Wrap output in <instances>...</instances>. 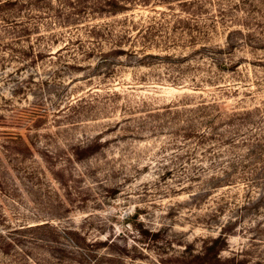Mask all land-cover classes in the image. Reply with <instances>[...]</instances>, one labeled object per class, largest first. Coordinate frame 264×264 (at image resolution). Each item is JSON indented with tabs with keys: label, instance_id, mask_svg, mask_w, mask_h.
I'll list each match as a JSON object with an SVG mask.
<instances>
[{
	"label": "rangeland",
	"instance_id": "374dc122",
	"mask_svg": "<svg viewBox=\"0 0 264 264\" xmlns=\"http://www.w3.org/2000/svg\"><path fill=\"white\" fill-rule=\"evenodd\" d=\"M15 1L0 10V264H264V0H130L74 24L66 0ZM232 28L262 39L227 48Z\"/></svg>",
	"mask_w": 264,
	"mask_h": 264
},
{
	"label": "trees",
	"instance_id": "16d2710c",
	"mask_svg": "<svg viewBox=\"0 0 264 264\" xmlns=\"http://www.w3.org/2000/svg\"><path fill=\"white\" fill-rule=\"evenodd\" d=\"M27 1H28V3H33L32 0H27ZM59 1L62 2L64 0H59ZM66 1L68 2L69 7H72L73 9L78 10V11H76V13H78L77 15H75L76 13H74V15L73 14H67V20L66 21L69 22L70 24H72V23L74 24V21H75V19H77L76 17L78 15H80V14L81 15H84V14L87 15L88 13H91L90 10L100 11L102 9H106L107 12L116 13L118 11L127 9L129 7H128V4L126 2L130 1V0H66ZM15 3H16L15 0H0V10L10 9L13 7L12 5ZM87 9H89V10H87ZM88 26H89V28H88L89 33H91V34L92 33L93 34L99 33L96 30L100 29V25L89 24ZM101 28L103 30L105 29V27H101ZM151 31H153V29L150 28L149 26H147L145 29V34L142 32H139V36L143 39L142 40L143 46H145L146 44L152 43V42L156 43L155 42V41H157L156 36ZM106 33L108 34V31ZM164 35L166 36L167 34H164ZM101 36H102V34H101ZM252 36H253V33L250 32V30L247 32H244L240 28L229 29L226 33V36H225L226 47L231 48V47H234L235 44H238V43H243V42L248 43V42H254V41L262 39V37H260V36H255V38H252ZM111 37H112V35H111ZM124 37H126V38L130 37V40H131L132 35L130 33H128L126 30H123V32H120L116 36V38H114V39L118 40V41H122ZM168 37H169V35L166 36L167 39H164L165 40L164 44L169 41ZM190 37L192 38L191 40H194L196 38V35L191 34ZM111 48L116 49V47H111ZM218 48H224V47H218ZM118 49H120L121 52L124 51V50H122L123 49L122 47H118ZM120 51H118V52H120ZM143 55L154 56V55H159V54H153L151 52H143ZM192 109H190V110H192ZM208 111H209V109L207 106H205V105L198 106L195 109H193L191 111V113L189 114L190 115L189 120H192L191 116H193V114H204V115H206ZM213 118L214 117L211 116L210 118H207V120H210L209 122H212ZM251 138L254 139L251 143V146H252L251 152H253L255 154H261L262 149H264V134H261L260 136H255V137L252 136ZM260 156L261 155H259V157ZM232 166H233V162H231V167ZM229 174L230 173H226L225 177H222V178H221V176H218V175L213 176V178L217 181H220L223 178H227ZM252 179L254 180L253 177H252ZM30 226L32 228H40V227L50 226V225L47 224L46 222H41V223H37V224H31V225H29V227ZM51 228L54 229L53 227H51ZM223 232L224 231L220 232L217 236L214 237V240H213L214 242L207 246V252H211L213 249H215V243L218 242L219 239L222 237ZM57 233H58V231H57ZM65 233H66L65 236H68V237L70 236V233H75L76 235H78L80 237V240H81V238H82V240H85L86 246L83 247L80 245V249L84 250V253L87 252L86 254H87V257L89 259H92V255L95 252H96V256H97L98 251L96 249H91V247H89V245L94 244L95 241L88 242L75 229L67 228L65 230ZM50 247H51V250L57 249V246H55L54 244H50ZM63 255L66 259H70V258H68L65 251H64ZM100 256H102V255H100ZM59 257H62V256H59ZM16 259L18 260L21 258H18V256H17ZM77 261H78V263L83 264L84 262H87V259L81 256Z\"/></svg>",
	"mask_w": 264,
	"mask_h": 264
}]
</instances>
